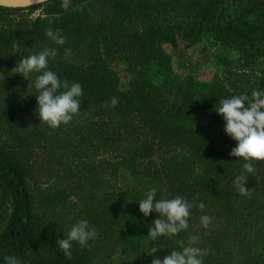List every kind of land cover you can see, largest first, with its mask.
Returning <instances> with one entry per match:
<instances>
[{
    "label": "trees",
    "instance_id": "trees-1",
    "mask_svg": "<svg viewBox=\"0 0 264 264\" xmlns=\"http://www.w3.org/2000/svg\"><path fill=\"white\" fill-rule=\"evenodd\" d=\"M62 2L37 5L51 19L39 17L30 24L35 43L26 48L25 56L44 47L56 49L48 70L61 81L82 85L80 111L54 130L37 120L28 133L10 126L9 134L0 135V264H6L7 256L23 264H86L87 254H78L74 243L70 258L59 249V230L35 212L32 163L42 145L50 143V131L60 137L54 143L59 151L63 141L74 149L81 144L75 153L86 162L77 163L68 175L76 183L72 191L88 195L109 183L116 189L112 212L104 211L109 220L112 214L117 227L116 245L122 253L147 252V264L172 250L165 236L155 241L147 238L149 226L154 225L139 210L138 202L149 189H157L156 199L165 196L167 187L159 175L168 174L172 184L191 182L209 188L216 193L209 201L213 203L222 189L225 194L235 192L230 187L243 173L246 188L259 191V208L264 211L263 162L252 161L259 179L243 172V158L229 155L237 142L225 133L224 120L215 111L221 99L247 95L251 100L253 91L264 93V68L254 74L264 59V0H70L67 10ZM37 6L0 7V13H31ZM47 28L59 29L67 42L50 41ZM178 40L209 54L213 73L208 82L174 71L164 46L176 45ZM65 49L71 54L66 55ZM113 98L118 101L115 107ZM22 99V111L34 120L36 96L22 95ZM6 117L0 115L10 125ZM107 150L113 158L105 157ZM57 156L66 159L63 153ZM94 168L95 177L90 176ZM252 201L245 204L252 206L248 217L255 214ZM261 230L260 239L253 242L251 235L250 240L241 236L237 226L228 230L244 243L238 264H264V225ZM104 234L109 233L104 230ZM153 247L158 249L154 254ZM41 249L53 251L54 256L34 259Z\"/></svg>",
    "mask_w": 264,
    "mask_h": 264
},
{
    "label": "rangeland",
    "instance_id": "rangeland-1",
    "mask_svg": "<svg viewBox=\"0 0 264 264\" xmlns=\"http://www.w3.org/2000/svg\"><path fill=\"white\" fill-rule=\"evenodd\" d=\"M44 11L43 6H37L31 13L27 10L0 13V115L5 114L10 123L8 125L0 119V135L9 134L11 132L10 126L15 131L19 129L21 132L26 131L28 133L37 126L36 121L40 120L37 116L34 120L28 119L27 113L22 111L20 105V103L23 104L24 109V103L21 102L23 100L22 95H29L34 99L36 93L34 89L28 92V81H33L36 74H31L27 81L21 75L12 73V69L25 56L26 48L35 43L33 36L28 31L30 24L37 21L39 17L42 20L50 21L51 17L45 15ZM164 47L171 56V63L176 73L180 75L191 74L203 82H208L211 79L213 69L210 64V57L208 53L201 51V47L187 46L182 40H178L176 45L166 44ZM261 62L263 66L256 67L257 70L254 73L256 76L264 68V59H261ZM13 121L17 126L13 124ZM28 121L30 123L26 126ZM47 137L50 139V143L46 146L42 145L41 151L37 153L38 155L32 163L34 178L30 187L35 191L33 196L37 206L36 214L40 215L52 229L59 230L61 239L77 221L87 220L90 226L97 230L96 238L88 241V246L85 247L73 242L76 251L80 252L78 254H87L85 256L86 264H147V252L122 253L116 245L117 236L113 235V231H117V227L111 221L112 214L110 213L111 220L104 214L106 209V211L112 212L111 207L116 198L114 194L116 189L112 188L110 183L97 188L88 195L71 190L76 187V183H73V179H68V175H72L74 166L78 165L77 163L86 162L78 153H75V149L79 150L81 144L76 143L77 146L74 149V147L64 144L63 141L60 152L56 149L57 144L54 145L60 137H57L53 131L48 132ZM61 153H63V157H66L65 161L57 156ZM113 156L110 150L106 151L105 157L113 158ZM262 162L264 168V161ZM68 167L71 169L69 173H67ZM97 174L98 170L94 168L90 176L95 177L94 175L98 176ZM167 175H159L161 182L167 187L165 191L163 190L166 192L163 198L173 199L180 196L194 205L190 209L188 228L174 236L165 235V238L170 241L167 244L172 247L171 251L181 250V242L187 246L190 237H197L198 243L194 246L204 250L205 254L201 257L203 264H238L237 255L240 245L244 246L241 236H248L249 240L252 238L251 242L259 240L261 236L264 211L262 207L259 208L261 206L259 191L254 192L252 189L251 196L238 195L237 192L239 191L233 184L230 189L235 188V192L225 194L222 189L219 194L222 193L221 196L223 195V197L220 196L212 203L209 202L210 198L216 193L209 188L191 182L185 186L174 182L172 184L170 181L172 179ZM224 186L227 187L228 184L226 183ZM34 188L38 190L36 191ZM250 198L256 207L252 218L248 217L252 206L245 205L249 203ZM201 203L204 204L203 210L199 207ZM233 206L236 208L228 211ZM246 206L247 208H245ZM5 208L9 209L7 206ZM204 215L212 218L207 227L201 223L200 218ZM141 216L144 220H148L151 225L155 219L159 218V214L155 212L148 217L143 214ZM226 218L230 220L229 223H226ZM236 226L238 232L242 234L241 236L229 234L228 230ZM104 230L108 231L109 234L105 235ZM43 250H37L33 254V258L38 260L43 256H51L53 252ZM171 251L168 255L171 254ZM52 256L54 255L52 254Z\"/></svg>",
    "mask_w": 264,
    "mask_h": 264
},
{
    "label": "clouds",
    "instance_id": "clouds-1",
    "mask_svg": "<svg viewBox=\"0 0 264 264\" xmlns=\"http://www.w3.org/2000/svg\"><path fill=\"white\" fill-rule=\"evenodd\" d=\"M70 0H63L62 7L67 10ZM45 35L56 45H64L67 41L61 35L59 29H45ZM14 47H16L14 45ZM66 55L71 54L70 49H65ZM57 50L44 47L42 51L24 56L12 69V73L21 75L28 81V77L35 73V79L28 81V92L35 90L38 107L35 115L41 123H46L51 128H59L61 124H68L73 117L79 113L81 102L78 99L83 95L82 85L76 82L70 83L67 79L61 81L56 73L48 70L49 58H55ZM117 99L111 100V106L115 107ZM219 107L215 111L224 120L225 133L237 142L235 148L229 153L237 159L243 158V172L253 174L255 168L252 161H264V93L253 91L249 100L247 95H233L219 101ZM105 106H109L105 102ZM259 179L258 177H255ZM247 177L243 173L235 178L234 186L242 196H251L252 189L246 188ZM156 188L149 189L139 203V210L148 217L151 213L159 214V218L153 221L154 226H149L147 236L150 240H157L159 237L174 236L188 228V217L190 209L194 207L186 199L176 196L173 199H156ZM204 209V204L199 205ZM201 223L207 227L212 218L204 215ZM97 230L90 226L87 220H79L73 224L63 239L57 240V246L67 257H71L73 242L79 243L82 247L88 246V241L94 240ZM198 243L197 237H190L188 245L181 242V250H173L170 255L163 259L154 258L152 264H203L201 257L204 250L195 247ZM152 253L158 249L153 247ZM6 264H23L15 256L5 257Z\"/></svg>",
    "mask_w": 264,
    "mask_h": 264
},
{
    "label": "water",
    "instance_id": "water-1",
    "mask_svg": "<svg viewBox=\"0 0 264 264\" xmlns=\"http://www.w3.org/2000/svg\"><path fill=\"white\" fill-rule=\"evenodd\" d=\"M50 0H0V7L7 9H22L37 6Z\"/></svg>",
    "mask_w": 264,
    "mask_h": 264
}]
</instances>
